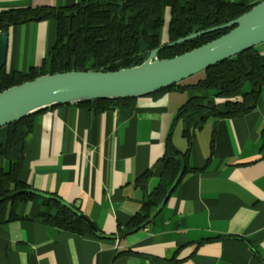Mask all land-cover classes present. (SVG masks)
<instances>
[{"label":"crops","instance_id":"crops-1","mask_svg":"<svg viewBox=\"0 0 264 264\" xmlns=\"http://www.w3.org/2000/svg\"><path fill=\"white\" fill-rule=\"evenodd\" d=\"M82 1L0 0V10ZM5 30L9 72L39 65L55 43L53 19ZM257 47L264 61V42ZM192 93L139 96L133 108L102 113L76 103L39 111L19 179L69 204L79 201L101 236L58 229L37 218L0 223V264H264V88L254 110L209 119L190 146L182 125L176 126L173 143L182 150L189 146L196 171L174 187L150 223L124 229L159 184L166 137ZM196 94L213 96L205 89ZM149 168L151 177L138 183ZM40 209L25 202L19 212L33 217Z\"/></svg>","mask_w":264,"mask_h":264},{"label":"trees","instance_id":"trees-1","mask_svg":"<svg viewBox=\"0 0 264 264\" xmlns=\"http://www.w3.org/2000/svg\"><path fill=\"white\" fill-rule=\"evenodd\" d=\"M261 1V0H259ZM257 2L237 0H85L71 6H29L0 10V32L11 25L53 19L55 43L37 66L26 72L0 68V92L36 77L69 70H118L139 65L151 51L190 33L227 23L250 10ZM231 27L202 34L187 41L165 46L159 58H170L198 47L229 31ZM191 77H196L190 81ZM179 83L149 95L172 90L193 91L178 108L169 133L166 149L159 159L163 171L159 184L147 195L142 208L124 226L126 232L146 226L155 217L168 192L191 172L190 143L195 134L211 119L239 117L254 110L264 88V61L257 46L225 59ZM249 89L244 90L246 84ZM200 89L213 94L206 98ZM137 97L94 99L76 104L96 113L114 108H133ZM60 105V104H56ZM35 111L0 128V223L37 218L51 227L81 235L101 236L80 216V209L56 193L36 190L19 179L25 161L26 139L34 130ZM183 127L189 146L182 150L173 143V131ZM264 137V135H263ZM214 145V135L211 146ZM264 146V140H263ZM147 169L137 178L145 183L152 175ZM25 202L41 209L29 217L19 212Z\"/></svg>","mask_w":264,"mask_h":264},{"label":"water","instance_id":"water-1","mask_svg":"<svg viewBox=\"0 0 264 264\" xmlns=\"http://www.w3.org/2000/svg\"><path fill=\"white\" fill-rule=\"evenodd\" d=\"M228 27H231L229 31L198 47L170 58L158 57V53L165 46ZM262 42H264V0L227 23L190 33L153 49L148 58L139 65L118 70L56 72L6 88L0 92V128L56 104L149 95ZM7 51L8 32L3 30L0 32V68L6 65ZM172 190L173 188L169 190L168 196ZM75 206L80 207V202H76ZM157 212L158 210L154 215ZM80 216L94 232L101 234L88 216L82 212Z\"/></svg>","mask_w":264,"mask_h":264},{"label":"rangeland","instance_id":"rangeland-1","mask_svg":"<svg viewBox=\"0 0 264 264\" xmlns=\"http://www.w3.org/2000/svg\"><path fill=\"white\" fill-rule=\"evenodd\" d=\"M196 79V77L194 78V77H191V79H190V81H194ZM249 84L247 83L246 85H245V87H244V90H248L249 89Z\"/></svg>","mask_w":264,"mask_h":264}]
</instances>
